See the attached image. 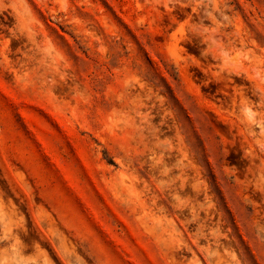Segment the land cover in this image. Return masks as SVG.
<instances>
[{"label":"rangeland","instance_id":"1","mask_svg":"<svg viewBox=\"0 0 264 264\" xmlns=\"http://www.w3.org/2000/svg\"><path fill=\"white\" fill-rule=\"evenodd\" d=\"M0 264H264V0H0Z\"/></svg>","mask_w":264,"mask_h":264},{"label":"bare ground","instance_id":"2","mask_svg":"<svg viewBox=\"0 0 264 264\" xmlns=\"http://www.w3.org/2000/svg\"><path fill=\"white\" fill-rule=\"evenodd\" d=\"M5 230H6V228H5ZM7 233V232H6ZM8 233H10L11 234V230H8ZM9 234H7L6 236H8ZM9 237V236H8ZM42 250L40 249V252H41ZM42 253H46L45 251H42ZM47 254V253H46Z\"/></svg>","mask_w":264,"mask_h":264}]
</instances>
